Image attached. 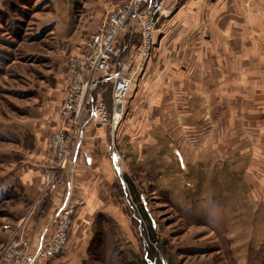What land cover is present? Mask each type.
Returning a JSON list of instances; mask_svg holds the SVG:
<instances>
[{
  "label": "rangeland",
  "instance_id": "374dc122",
  "mask_svg": "<svg viewBox=\"0 0 264 264\" xmlns=\"http://www.w3.org/2000/svg\"><path fill=\"white\" fill-rule=\"evenodd\" d=\"M55 2L33 0L0 17V249L15 232L52 231L70 191L68 241L57 264H264L262 103L236 92L227 107L221 91L212 94L215 107L183 116L162 72L186 27L172 20L177 0L169 1L156 47L138 71L142 79L149 66L148 82L130 91L117 125L86 122L74 140L76 160L57 190L46 189L51 138L63 127L74 132L60 111L68 61L111 4L64 0L69 21L58 36ZM169 32L172 50L163 44ZM129 48L122 59L130 64ZM112 85L103 80L94 94L110 107ZM78 199L84 204L71 212Z\"/></svg>",
  "mask_w": 264,
  "mask_h": 264
},
{
  "label": "built area",
  "instance_id": "2783aa9c",
  "mask_svg": "<svg viewBox=\"0 0 264 264\" xmlns=\"http://www.w3.org/2000/svg\"><path fill=\"white\" fill-rule=\"evenodd\" d=\"M168 3L169 0H128L110 4L103 22L87 36L81 55L69 59L60 111L64 124L70 119L74 132L63 127L51 138L50 153L42 169L46 189L57 190L62 173L73 165L77 153L73 149L74 140L80 137L90 118L95 117L105 127L119 122L135 83L134 73L123 70L124 65L129 66L128 61L122 59L123 52L129 47L135 49L130 63L136 62V70L142 69L156 47L160 21L170 15ZM135 37L139 39L138 45L133 43ZM103 80L113 83L111 107L102 97H94ZM262 112L264 114V99ZM70 195V191L67 192L58 208L54 217L58 221L52 231L46 228L40 235L39 230L37 235L34 232L28 235L25 231L13 233L0 249V264H48L59 256L68 241L72 215L68 210ZM83 204L84 201L78 199L69 208L74 212Z\"/></svg>",
  "mask_w": 264,
  "mask_h": 264
},
{
  "label": "crops",
  "instance_id": "0c3cea01",
  "mask_svg": "<svg viewBox=\"0 0 264 264\" xmlns=\"http://www.w3.org/2000/svg\"><path fill=\"white\" fill-rule=\"evenodd\" d=\"M2 1L0 0V10L3 8ZM56 1L55 4L60 8H56L54 17H60L61 14V19L53 18L52 31L59 36L63 33L62 27L68 24L69 11L65 9L67 5L62 6L64 0ZM109 1L104 2V5L128 0ZM177 2L179 6L172 20L178 19L186 27L185 31L179 34L178 46L172 47L173 50H177V56L163 59L162 72L164 89L170 92L173 88L179 93L176 102L180 111L182 109L183 116L191 117L193 108L196 117L198 108L215 107L218 103L211 98L212 94L221 91L228 95L229 99L224 100L227 107L235 104L236 92L242 94L244 101L254 97L262 103L264 0H182L181 2L177 0ZM163 32L165 34V30ZM182 33L185 35H181ZM168 34V36L163 35V44L166 48L168 45V49L172 50L171 44L176 43L172 41L170 32ZM80 55L81 52L76 56ZM148 67L145 68L144 74L142 73L145 77L149 75ZM123 70L134 73V86L141 84L142 81L148 82L145 77L138 78V71L141 69L136 70V62L130 63L129 66L124 65ZM61 194L59 192L53 196L50 204L52 207L58 206ZM58 261V258H53L48 264H57Z\"/></svg>",
  "mask_w": 264,
  "mask_h": 264
},
{
  "label": "trees",
  "instance_id": "16d2710c",
  "mask_svg": "<svg viewBox=\"0 0 264 264\" xmlns=\"http://www.w3.org/2000/svg\"><path fill=\"white\" fill-rule=\"evenodd\" d=\"M33 0H5L6 8L0 11V17H8L10 12H21L22 6H30Z\"/></svg>",
  "mask_w": 264,
  "mask_h": 264
},
{
  "label": "bare ground",
  "instance_id": "6f19581e",
  "mask_svg": "<svg viewBox=\"0 0 264 264\" xmlns=\"http://www.w3.org/2000/svg\"><path fill=\"white\" fill-rule=\"evenodd\" d=\"M71 189H72V188H71ZM71 189H70V190H71Z\"/></svg>",
  "mask_w": 264,
  "mask_h": 264
}]
</instances>
